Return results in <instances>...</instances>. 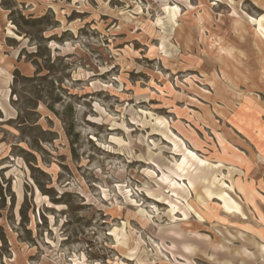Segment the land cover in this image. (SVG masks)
Returning <instances> with one entry per match:
<instances>
[{"label": "rangeland", "instance_id": "obj_1", "mask_svg": "<svg viewBox=\"0 0 264 264\" xmlns=\"http://www.w3.org/2000/svg\"><path fill=\"white\" fill-rule=\"evenodd\" d=\"M0 237V264H264V0H0Z\"/></svg>", "mask_w": 264, "mask_h": 264}, {"label": "trees", "instance_id": "obj_2", "mask_svg": "<svg viewBox=\"0 0 264 264\" xmlns=\"http://www.w3.org/2000/svg\"><path fill=\"white\" fill-rule=\"evenodd\" d=\"M0 239H2V238L0 237Z\"/></svg>", "mask_w": 264, "mask_h": 264}, {"label": "bare ground", "instance_id": "obj_3", "mask_svg": "<svg viewBox=\"0 0 264 264\" xmlns=\"http://www.w3.org/2000/svg\"><path fill=\"white\" fill-rule=\"evenodd\" d=\"M225 205V204H224Z\"/></svg>", "mask_w": 264, "mask_h": 264}]
</instances>
